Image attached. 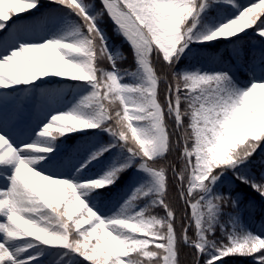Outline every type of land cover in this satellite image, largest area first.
<instances>
[{"label":"snow or ice","instance_id":"snow-or-ice-1","mask_svg":"<svg viewBox=\"0 0 264 264\" xmlns=\"http://www.w3.org/2000/svg\"><path fill=\"white\" fill-rule=\"evenodd\" d=\"M49 3L0 0V264H264V0Z\"/></svg>","mask_w":264,"mask_h":264},{"label":"trees","instance_id":"trees-1","mask_svg":"<svg viewBox=\"0 0 264 264\" xmlns=\"http://www.w3.org/2000/svg\"><path fill=\"white\" fill-rule=\"evenodd\" d=\"M240 4L246 5L251 4L252 2H256V0H238ZM43 5L45 6L42 11L47 10L50 7L49 0H42ZM14 18V17H13ZM253 44H258V41L255 38L251 41ZM117 48L122 54V59L119 61L122 68H130L131 67V58L129 56V51L126 46L117 45ZM159 70V64L157 65ZM237 80L240 82H248L250 79V73L244 70H241L236 74ZM70 86H66V96L69 100H71L72 95L71 92L67 90ZM69 143H75V141H69ZM175 155V154H174ZM133 170H130L118 184L111 189L108 193V197L114 199L120 192L124 191L127 188V185L132 177ZM235 190L240 194L242 203L240 208L241 212V224L246 226V228L250 231H253L254 234H260L264 232V198H261L257 193L252 192L245 185L237 184L235 186ZM173 199H175V193H173ZM180 209L183 210V202H180ZM162 214V213H161ZM181 214L183 212L181 211ZM187 223V220L184 221ZM182 259L186 262V264H192V256L191 250H185ZM229 264H253L250 258H234L233 260H229Z\"/></svg>","mask_w":264,"mask_h":264},{"label":"rangeland","instance_id":"rangeland-1","mask_svg":"<svg viewBox=\"0 0 264 264\" xmlns=\"http://www.w3.org/2000/svg\"><path fill=\"white\" fill-rule=\"evenodd\" d=\"M245 6H248V5H245ZM257 75H259V73H257ZM242 84H244V82H242Z\"/></svg>","mask_w":264,"mask_h":264}]
</instances>
